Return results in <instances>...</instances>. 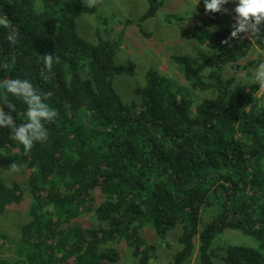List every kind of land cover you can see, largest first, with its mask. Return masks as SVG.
Masks as SVG:
<instances>
[{
  "label": "trees",
  "instance_id": "trees-1",
  "mask_svg": "<svg viewBox=\"0 0 264 264\" xmlns=\"http://www.w3.org/2000/svg\"><path fill=\"white\" fill-rule=\"evenodd\" d=\"M147 3L140 22L163 6ZM96 12L82 0H0V14L11 21L9 29L0 26V80L27 79L51 91L45 102L58 112L45 124L47 141L35 142L28 154L10 128H0V169L16 163L28 173L25 190L15 182L0 185V213L31 197L16 259L0 264H117L121 254L106 245L119 240L136 264H149L157 247L140 234L147 226L161 239L180 228L171 264H187L195 239L199 264H214L212 246L227 232L255 246L229 245L226 264H264V103L240 64L253 41L241 33L243 39L223 44L235 20L223 9L205 12L211 25L196 23L190 36L212 54L170 57L189 86L149 71L136 90L139 102L125 104L113 75H131L134 65H114L116 42L92 44L77 32L76 19ZM12 29L19 34L15 44L7 39ZM255 43L264 52V41ZM49 53L60 62L41 75L38 57ZM226 68L235 76L244 71V79L226 77ZM192 90L212 95L196 104ZM0 108L17 126L26 122L27 105L5 90ZM97 191L104 198L95 204ZM205 211L210 218L200 228ZM85 215L88 227L78 223Z\"/></svg>",
  "mask_w": 264,
  "mask_h": 264
},
{
  "label": "rangeland",
  "instance_id": "rangeland-1",
  "mask_svg": "<svg viewBox=\"0 0 264 264\" xmlns=\"http://www.w3.org/2000/svg\"><path fill=\"white\" fill-rule=\"evenodd\" d=\"M159 1H162L163 6L157 14L141 22L140 18L148 10L147 0H99L95 6H92L97 10L95 14H82L76 19L77 32L87 42L96 44L99 39L116 42L117 53L114 57V65L130 63L134 65V73L131 75L126 73L113 75V86L125 104L139 102L136 90L145 85V76L149 71H158L168 76L178 87L189 86L170 57L193 55L196 50L212 54L209 49L197 44L190 36L196 23L204 22L211 25L205 17L204 0H200L195 11L193 10L197 0ZM82 3L87 6L84 0ZM235 7V0H229V3L222 6V9H227L231 21H234ZM170 17L175 20L167 21ZM262 62H264V52L258 49L255 42L247 57L240 60V64L252 74V70ZM225 76L229 78L235 75L226 68ZM235 78L237 81L243 80L244 71ZM192 93L196 104L212 95L210 91L201 90H192ZM257 97L261 103H264V91L260 90ZM8 168L9 166L3 164L0 169V185H10L15 182L25 190L28 181L26 170L20 167L19 172H10ZM93 196L95 204L104 198L98 191ZM30 202L31 197L26 193L22 203L8 206L0 213V237L5 240L3 245L0 243V259L9 261L16 259L15 246L21 238V229L30 220L28 213ZM209 218L210 213L203 212L200 228L209 221ZM78 223L88 227L89 216L80 217ZM140 234L147 242L157 247V257L149 264H171L173 256L180 250L179 227L169 232L165 239L159 238L149 226L142 228ZM194 243L195 251L187 264H199L198 239H195ZM229 245L255 246V242L238 233L227 232L220 235L212 246L214 264H226L223 258L225 249ZM106 247L116 248L121 254L117 264H136L131 249L123 240L108 243Z\"/></svg>",
  "mask_w": 264,
  "mask_h": 264
},
{
  "label": "clouds",
  "instance_id": "clouds-1",
  "mask_svg": "<svg viewBox=\"0 0 264 264\" xmlns=\"http://www.w3.org/2000/svg\"><path fill=\"white\" fill-rule=\"evenodd\" d=\"M99 0H84V3L89 6H95ZM197 2L194 5V10ZM229 3V0H204L206 13H217L222 11V6ZM236 7L235 23L232 25L230 37L222 41L223 44L228 45L231 39H243L241 33L246 34L249 40L264 41V0H235ZM42 8L43 5L41 4ZM225 12L227 9H223ZM0 26L4 29L11 27V21L6 15L0 14ZM18 32L12 29L7 36L10 43L15 44L18 40ZM15 56L12 57V62H15ZM44 65L45 73H51L53 64L60 62V57L56 56L55 59L52 53L39 56ZM7 63L3 67H7ZM253 71V83H257L261 91H264V62L260 63ZM0 90H5L7 93L12 94L14 97L23 101L27 105L26 122L17 126L14 118L6 113L3 108H0V128H10L12 130L13 139L19 144L23 145L25 154L31 152L34 143H43L48 139V131L45 124L54 123L58 117L56 109L50 107L45 101L52 96V92H41L35 88L33 84L27 79H3L0 80ZM11 111H15V106L11 103L7 104ZM3 155V153H0ZM8 170L10 172H19L20 166L16 163H11Z\"/></svg>",
  "mask_w": 264,
  "mask_h": 264
}]
</instances>
